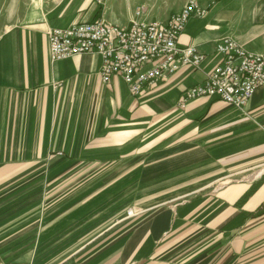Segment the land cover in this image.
<instances>
[{
	"label": "crops",
	"instance_id": "crops-1",
	"mask_svg": "<svg viewBox=\"0 0 264 264\" xmlns=\"http://www.w3.org/2000/svg\"><path fill=\"white\" fill-rule=\"evenodd\" d=\"M187 1L147 0V12L136 18L129 0L120 17H106L94 0L1 4L0 264H264V86L244 110L215 97L176 106L183 90L219 61L214 47L220 38L264 53V0H194L204 13L188 19L177 41L196 45L205 60L197 69L166 75L140 95H132L118 77L103 83L97 53L48 57L49 28L95 19L120 25L164 21ZM87 154H93L95 169L125 161L142 182L209 184V190L177 206L174 230L166 222L168 211L146 216L130 245L141 233L149 246H31L23 236L37 228L38 201L31 199L35 205L23 213L21 186H34L37 179L13 175L53 171L55 155L67 160L62 170H81ZM6 184L9 189H2ZM184 194L180 189L175 198ZM171 233L175 246L163 245ZM182 236L186 239L179 243Z\"/></svg>",
	"mask_w": 264,
	"mask_h": 264
},
{
	"label": "rangeland",
	"instance_id": "rangeland-1",
	"mask_svg": "<svg viewBox=\"0 0 264 264\" xmlns=\"http://www.w3.org/2000/svg\"><path fill=\"white\" fill-rule=\"evenodd\" d=\"M94 1L102 8L106 17L113 14L120 17L127 10V0ZM129 1L135 18L147 12V5H143L147 0ZM148 1L169 5L176 0ZM3 2L4 0H0V6ZM136 11L140 13L136 15ZM61 158L62 155H55L53 171L17 172L16 176L13 175V179H18L19 174L23 180L32 175V178L37 179L34 186H21V211L25 213L31 210L28 208L35 205V202H28L37 196V228L34 233H27L23 237L29 236L31 246H39V250H50L51 246H67V243L69 246L83 243H92L94 246H129L133 232L140 230L139 224L146 216L152 217V213L166 210L170 213L166 222L174 230L177 206L190 204L185 201L201 190H209V184L202 188H181L177 184L181 181L156 179L149 184L142 182L139 172L125 168V161L112 162L95 169L97 164L93 162V154L84 157L83 162L87 163L81 170H62L61 162L66 163L67 160ZM6 186L7 184L1 187L8 190L9 187ZM14 189L17 191L19 188ZM180 189L185 192L184 196L175 198ZM130 211L131 214H128ZM138 234L139 237L134 238V243L130 246H149L147 237ZM198 238L200 236L196 237L197 240ZM185 239L186 236H182L178 242ZM162 241L159 240V244ZM164 244L175 246L174 233L164 239Z\"/></svg>",
	"mask_w": 264,
	"mask_h": 264
},
{
	"label": "built area",
	"instance_id": "built-area-1",
	"mask_svg": "<svg viewBox=\"0 0 264 264\" xmlns=\"http://www.w3.org/2000/svg\"><path fill=\"white\" fill-rule=\"evenodd\" d=\"M203 13L194 0H188L164 21L133 19L120 25L95 19L52 27L46 31L48 57L57 61L97 53L103 83L118 77L132 95H140L168 74L200 67L206 54L194 44L180 45L177 38L190 17ZM214 52L219 61L200 82L183 90L176 102L178 108L193 99L215 97L243 110L254 92L264 86V53L248 51L229 37L220 38ZM260 168L264 172V163Z\"/></svg>",
	"mask_w": 264,
	"mask_h": 264
},
{
	"label": "bare ground",
	"instance_id": "bare-ground-1",
	"mask_svg": "<svg viewBox=\"0 0 264 264\" xmlns=\"http://www.w3.org/2000/svg\"><path fill=\"white\" fill-rule=\"evenodd\" d=\"M254 172V171H253Z\"/></svg>",
	"mask_w": 264,
	"mask_h": 264
}]
</instances>
